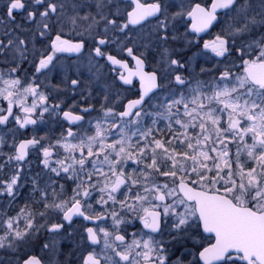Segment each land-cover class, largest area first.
<instances>
[{
	"label": "snow or ice",
	"instance_id": "6c2138e0",
	"mask_svg": "<svg viewBox=\"0 0 264 264\" xmlns=\"http://www.w3.org/2000/svg\"><path fill=\"white\" fill-rule=\"evenodd\" d=\"M0 264H264V0H0Z\"/></svg>",
	"mask_w": 264,
	"mask_h": 264
}]
</instances>
